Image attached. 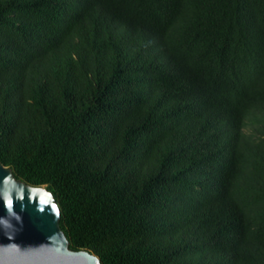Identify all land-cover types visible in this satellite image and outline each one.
Returning <instances> with one entry per match:
<instances>
[{
  "label": "trees",
  "instance_id": "trees-1",
  "mask_svg": "<svg viewBox=\"0 0 264 264\" xmlns=\"http://www.w3.org/2000/svg\"><path fill=\"white\" fill-rule=\"evenodd\" d=\"M0 163L100 264H264V0H0Z\"/></svg>",
  "mask_w": 264,
  "mask_h": 264
},
{
  "label": "water",
  "instance_id": "water-1",
  "mask_svg": "<svg viewBox=\"0 0 264 264\" xmlns=\"http://www.w3.org/2000/svg\"><path fill=\"white\" fill-rule=\"evenodd\" d=\"M8 199L12 200L11 213ZM0 220L11 225L0 224V264H100L90 251L69 248L59 224V206L46 185L17 179L11 167L2 163Z\"/></svg>",
  "mask_w": 264,
  "mask_h": 264
},
{
  "label": "clouds",
  "instance_id": "clouds-1",
  "mask_svg": "<svg viewBox=\"0 0 264 264\" xmlns=\"http://www.w3.org/2000/svg\"><path fill=\"white\" fill-rule=\"evenodd\" d=\"M41 202L43 203V200ZM7 207L9 209V212L11 213V207H12V200L11 199L7 200ZM17 219H19V218H17ZM0 224H3L6 228L11 226L10 224H8L7 221H4V220H0Z\"/></svg>",
  "mask_w": 264,
  "mask_h": 264
},
{
  "label": "snow or ice",
  "instance_id": "snow-or-ice-1",
  "mask_svg": "<svg viewBox=\"0 0 264 264\" xmlns=\"http://www.w3.org/2000/svg\"><path fill=\"white\" fill-rule=\"evenodd\" d=\"M43 203H46V201L43 200Z\"/></svg>",
  "mask_w": 264,
  "mask_h": 264
}]
</instances>
